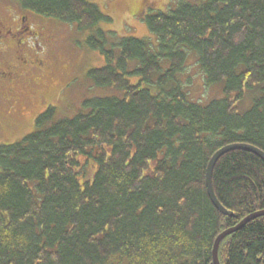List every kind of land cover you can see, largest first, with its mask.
I'll return each mask as SVG.
<instances>
[{"label":"trees","instance_id":"trees-1","mask_svg":"<svg viewBox=\"0 0 264 264\" xmlns=\"http://www.w3.org/2000/svg\"><path fill=\"white\" fill-rule=\"evenodd\" d=\"M16 1L88 30L85 44L105 59L89 78L121 94L88 98L73 117L50 106L35 131L0 146V264H214L216 237L264 209V161L248 150L213 171L234 216L206 185L223 146L264 151V0H179L144 16L149 36L121 39L90 0ZM190 53L223 97L191 99ZM219 259L264 264V216L227 236Z\"/></svg>","mask_w":264,"mask_h":264},{"label":"rangeland","instance_id":"rangeland-1","mask_svg":"<svg viewBox=\"0 0 264 264\" xmlns=\"http://www.w3.org/2000/svg\"><path fill=\"white\" fill-rule=\"evenodd\" d=\"M98 4L102 11L112 18V22L103 24L106 30L114 31L113 37L149 36L150 31L144 16L153 11L167 10L177 6L179 0H90ZM25 14L33 29L46 30L53 42H37L42 53L43 64L33 72L23 74L17 80V99L21 111H15L16 102L6 101L0 94V146L13 144L36 130V119L48 107H56V116L73 117L82 109L83 101L88 98L109 94H121L113 88L97 87L89 78V71L102 67L105 59L100 52L85 44L89 31H80L74 24L60 21L54 17L24 10L16 0H0L1 18ZM17 21V20H16ZM20 23V21L18 20ZM24 22V21H23ZM17 23L15 22V26ZM115 41H119L116 40ZM14 41V40H13ZM33 47L37 43L32 41ZM36 48V49H37ZM40 52V49H39ZM51 69V73H46ZM21 77H19L20 79ZM0 79L1 76H0ZM187 90L195 102H206L223 97L221 85L206 86L204 74L197 57L190 53L183 75ZM254 92L247 91L239 102L241 110L250 106ZM14 102V103H13ZM24 105H29L27 108Z\"/></svg>","mask_w":264,"mask_h":264},{"label":"flooded vegetation","instance_id":"flooded-vegetation-1","mask_svg":"<svg viewBox=\"0 0 264 264\" xmlns=\"http://www.w3.org/2000/svg\"><path fill=\"white\" fill-rule=\"evenodd\" d=\"M28 21L29 18L22 13L10 16V19H2L0 16V76L2 78L0 79V94L9 102L10 94H13V98H16L13 99L16 102V112L21 111L20 106L17 108V105H23L17 99V80H21L23 74L33 72L36 67L43 64L42 55H40L42 51L37 42L42 41L44 44L53 42L52 33L46 30L36 31ZM32 41L37 43L38 48L31 45ZM45 72L51 73L52 71L46 69ZM24 106L27 108L29 105Z\"/></svg>","mask_w":264,"mask_h":264},{"label":"water","instance_id":"water-1","mask_svg":"<svg viewBox=\"0 0 264 264\" xmlns=\"http://www.w3.org/2000/svg\"><path fill=\"white\" fill-rule=\"evenodd\" d=\"M235 149H243L248 150L256 155H258L263 161H264V151L260 149L259 147L247 144V143H233L228 144L226 146H223L219 150H217L214 155L212 156L211 160L208 163L207 172H206V185H207V192L209 195L210 200L214 204V206L223 214L234 216L235 213L229 209H227L218 199L214 185H213V171L215 168L216 163L218 160L223 156L225 153L235 150ZM264 216V209L256 211L254 213L249 214L245 218H243L237 225L227 228L223 230L215 239L213 249H212V255H213V262L214 264H221L219 259V248L222 243V241L229 236L230 234L240 230L243 228L248 222L260 217Z\"/></svg>","mask_w":264,"mask_h":264}]
</instances>
